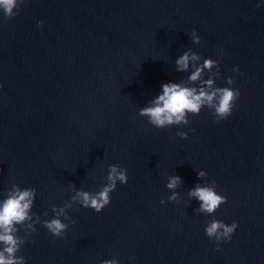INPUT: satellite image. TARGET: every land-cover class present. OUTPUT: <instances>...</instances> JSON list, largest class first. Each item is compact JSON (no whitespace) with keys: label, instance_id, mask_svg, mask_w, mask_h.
<instances>
[{"label":"clouds","instance_id":"9594fccd","mask_svg":"<svg viewBox=\"0 0 264 264\" xmlns=\"http://www.w3.org/2000/svg\"><path fill=\"white\" fill-rule=\"evenodd\" d=\"M24 0H0V10L3 17L0 22L7 23L12 18L19 15L20 5ZM39 21L38 25H42ZM192 43L200 45V37L195 30L191 33ZM193 52L190 48L183 52L175 60L176 70L186 72L191 65L192 72L185 82H169L162 84V91L153 98L147 106L140 108L138 115L147 118V122L157 129H164L172 126L188 125L189 115H198L207 107L215 117L214 122L226 120L233 112L236 102L240 97L239 89L231 87L234 77L226 79V87L217 86L216 81L222 79L220 74L219 61L211 58L204 59ZM215 69V70H214ZM234 73L239 72V68H233ZM207 75V78H205ZM181 138H187V132H178ZM207 173L203 170L197 172L198 179L206 178ZM106 183L97 192H89L83 189H75L69 202L63 206H52L53 218L41 220L40 216L32 211L37 190L34 187L21 188L13 183L7 191L5 198L0 200V264H26V258L18 255L22 247L29 242L28 237L36 232V225L41 224L53 236L64 238L70 221L76 223L68 215V209L73 203H79L83 208H90L96 213L101 212L111 202V193L116 190L117 183L127 184V170L119 164H109L108 174L105 177ZM181 184L178 175L168 178L166 187L172 190V195L168 197L169 202L180 203L179 194L175 189ZM215 182L203 185L197 183L187 193L189 199L199 202V207L195 209L198 213L206 215L214 214L221 205L227 203V198L216 191ZM161 204L165 201L161 200ZM47 212L44 213L47 216ZM63 217V219H61ZM238 227L236 222L226 224L222 220L211 219L204 229L210 240L217 244L221 241H230L233 233ZM23 229L24 235H20ZM134 259V258H132ZM100 264H118L116 259L101 260Z\"/></svg>","mask_w":264,"mask_h":264}]
</instances>
